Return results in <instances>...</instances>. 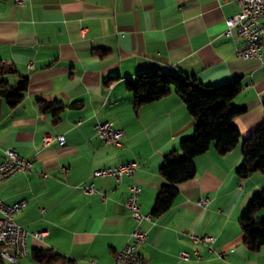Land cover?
Listing matches in <instances>:
<instances>
[{"label": "crops", "instance_id": "0c3cea01", "mask_svg": "<svg viewBox=\"0 0 264 264\" xmlns=\"http://www.w3.org/2000/svg\"><path fill=\"white\" fill-rule=\"evenodd\" d=\"M238 9L234 0H0V81L27 80L15 106L0 96V162L9 146L32 161L29 171L0 181L1 200L27 201L15 215L27 231L18 264H38L34 249H50L70 260L65 264H112L135 225L124 205L131 179L91 177L94 169L137 161L139 209L151 214L164 156L193 127L173 89L133 110L126 80L152 69L209 85L239 77L233 103L244 112L232 119L240 142L224 155L213 146L198 155L194 178L179 186L170 208L141 221L143 264H264V245L249 250L239 227L249 200L264 190V174H235L242 141L264 116V43L261 60L237 56L243 40L223 30ZM105 120L122 131L119 145H104L96 133ZM45 135H62L65 144L44 145ZM89 184L94 191L87 193ZM190 233L214 242L194 244Z\"/></svg>", "mask_w": 264, "mask_h": 264}, {"label": "trees", "instance_id": "16d2710c", "mask_svg": "<svg viewBox=\"0 0 264 264\" xmlns=\"http://www.w3.org/2000/svg\"><path fill=\"white\" fill-rule=\"evenodd\" d=\"M2 65L0 62V68ZM26 85V78H21L12 85L2 80L0 96L10 107L15 106L22 100ZM125 85L132 94L134 111L144 104L168 95L173 89L193 120L192 134L181 139L178 149L168 152L159 167V174L164 183L158 190L150 214L158 216L170 208L179 186L194 178V160L198 155L205 153L212 146L218 154L224 155L240 142V133L233 125L232 119L244 112V107L233 103L242 84L239 77L225 84L209 85L194 77L152 69L128 78ZM40 104L42 110L50 106L46 103ZM60 109L61 107L57 106L56 110ZM255 172L264 174V116L262 122L243 139L241 162L235 169V174L240 179ZM261 209H264V190L253 195L239 219L243 244L251 251H258L264 245V219L256 218ZM31 258L38 264L70 262L50 249H34Z\"/></svg>", "mask_w": 264, "mask_h": 264}, {"label": "built area", "instance_id": "2783aa9c", "mask_svg": "<svg viewBox=\"0 0 264 264\" xmlns=\"http://www.w3.org/2000/svg\"><path fill=\"white\" fill-rule=\"evenodd\" d=\"M239 9L233 15L226 17L223 34L231 36L237 34L243 40V47L236 51L238 57L248 59H262L261 51L264 43V0H234ZM29 66H32L31 64ZM95 131L101 138L104 145H119L121 143L122 131L115 128L111 121H99L95 124ZM52 139H56L59 144H65V138L62 135L43 137L44 145ZM32 161L21 156L14 147L4 149V159L0 162V181L8 178L18 172L29 171ZM65 168H62L64 170ZM138 169L137 161L119 163L111 167H103L91 171V177L114 176L120 179L127 176L131 179L128 188V197L124 202L131 218L135 222L132 231L129 234V241L116 252L112 264H143V258L138 253L137 247L144 242L147 233L141 228L140 223L143 219L149 220L150 214H142L139 209L138 196L141 187L136 182V171ZM87 193L93 192V185L89 184L83 187ZM101 199H105L103 193ZM207 199L202 201L205 204ZM27 204L25 199H21L12 204H8L0 199V258L7 259L14 264H18L17 258L25 255L27 252L26 238L27 231L15 221V215L21 211ZM36 237L41 238L42 232L34 233ZM190 241L197 243H212L214 237L196 233L188 234ZM12 251L13 254L8 251ZM194 256L199 257L198 250L194 249ZM179 257L188 260L190 254L187 251H181Z\"/></svg>", "mask_w": 264, "mask_h": 264}, {"label": "rangeland", "instance_id": "374dc122", "mask_svg": "<svg viewBox=\"0 0 264 264\" xmlns=\"http://www.w3.org/2000/svg\"><path fill=\"white\" fill-rule=\"evenodd\" d=\"M258 220H262V219H264V216L263 217H259L258 215H257V217H256ZM10 253H11V251H10ZM19 259V258H18ZM17 259V261H19ZM2 261H3V263H12L11 261H9V260H7V259H2Z\"/></svg>", "mask_w": 264, "mask_h": 264}]
</instances>
